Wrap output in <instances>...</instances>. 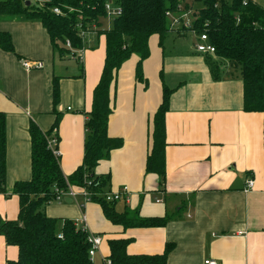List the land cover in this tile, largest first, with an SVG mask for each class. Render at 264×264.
<instances>
[{
  "label": "crops",
  "instance_id": "0c3cea01",
  "mask_svg": "<svg viewBox=\"0 0 264 264\" xmlns=\"http://www.w3.org/2000/svg\"><path fill=\"white\" fill-rule=\"evenodd\" d=\"M264 8L263 3L252 0ZM110 25L105 21L102 29ZM0 32L11 36L14 54L0 50V112L5 115L6 176L0 194V218L15 221L19 200L15 184L31 179L29 127L47 133L56 118L57 150L61 173L69 177L82 163L85 113L91 108L105 59V37L89 32L82 50L60 58L39 21L22 16H0ZM177 35V34H175ZM155 38V41H152ZM149 40L143 63L145 83L135 79L136 56L117 72L111 96L113 112L107 134L123 141L110 159L101 162L97 175H110L107 192L125 188L128 199L118 202V213L137 211L142 218L172 216L161 228L115 226L99 205L63 198L42 207L43 214L62 222L86 217L89 235L102 240L93 264H103L108 242L128 239L127 254L155 256L171 249L166 264H264V123L260 113L243 110L240 78L220 65L214 79L207 56L192 47L166 53L164 39ZM214 59V57L209 56ZM41 62L27 72L21 62ZM59 96L52 101V82ZM163 88L172 91L165 115V186L145 175L152 117L161 103ZM247 180L254 181L245 190ZM151 194V195H149ZM153 195L159 198H153ZM154 199V202L152 200ZM16 247L0 237V264L15 261Z\"/></svg>",
  "mask_w": 264,
  "mask_h": 264
},
{
  "label": "trees",
  "instance_id": "16d2710c",
  "mask_svg": "<svg viewBox=\"0 0 264 264\" xmlns=\"http://www.w3.org/2000/svg\"><path fill=\"white\" fill-rule=\"evenodd\" d=\"M109 1L120 7L121 14L110 20L109 29L103 30L102 23L107 19L105 4ZM25 2L30 5L25 7ZM54 9L59 14H54ZM173 14L187 17L192 14L189 28L183 27L187 17H172ZM0 16H22L39 21L60 58L67 54L73 57L82 50L83 33L94 32L105 37L103 69L92 93L91 108L85 113L81 165L65 177L58 160L47 148V140L53 132L57 137L58 118L47 133L41 132L34 123L29 127L31 179L14 186L13 195L19 200L17 220L0 218V237L18 250L17 259L6 264H93L88 256L86 234L69 220L63 221L58 230V222L43 214L42 207L55 200V189L85 188L91 194L90 203L100 206L105 219L124 229L161 228L172 220L168 215L142 218L137 211L128 209L118 213L117 202L108 203L100 197L107 193L110 175L95 173L101 162L108 161L111 153L123 146L121 139L107 134L113 112L111 91L117 72L134 55L138 58L135 79L145 83L142 66L149 57V40L153 36L162 41L170 32L180 37L191 35L190 31L206 35L208 44L214 48V54L210 55L214 59L205 55L213 78H218L220 65L228 66L230 73L234 72L242 82L243 110L262 114L264 123V8L252 0H0ZM67 43L70 48H66ZM0 50L14 54L8 33L0 32ZM171 93L163 88L161 103L153 114L145 162V175L155 176L159 189L165 186V115ZM58 96L54 78V105ZM5 176V115L0 112V194H5ZM129 243L128 239L109 240V255L103 264H166L170 245H166L161 255L133 256L127 254Z\"/></svg>",
  "mask_w": 264,
  "mask_h": 264
},
{
  "label": "built area",
  "instance_id": "2783aa9c",
  "mask_svg": "<svg viewBox=\"0 0 264 264\" xmlns=\"http://www.w3.org/2000/svg\"><path fill=\"white\" fill-rule=\"evenodd\" d=\"M246 1V0H244ZM105 11L106 16L108 20H113L114 18L118 17L121 14L120 7L116 6L112 1H109L105 4ZM54 14H59V11L57 9L53 10ZM172 16V15H171ZM170 16V17H171ZM187 16H183L185 19ZM186 23L183 24V27L185 29L189 28V22L185 21ZM179 23L175 22V25H178ZM191 35L195 39V43L193 45L194 50L201 54V55H213L214 54V48L210 46L207 42L206 35H196L193 31H190ZM84 37V33L81 35V38ZM67 48H70L69 44H66ZM21 65L23 69L27 72H30L31 70H40L43 68V64L41 62H28V61H22ZM55 132L51 135V137L47 140V148L51 152V155L54 159L59 160L60 153L57 150V144L58 139L56 136H54ZM254 187V181L253 180H247L245 183V190H251ZM55 202H61V200L65 197L70 198L71 200L75 201L76 198L80 197L83 201L82 204H80V208L84 209L85 205L87 203H90L91 201V194L85 189V188H76V187H68L66 190L62 191L59 189H55ZM100 197L110 203V202H126L128 199V192L125 188L120 189L117 192H107L105 194H101ZM78 229L81 230V232L86 234L87 243L89 245L88 250V256L92 260L95 255L98 252V249L101 245V238L99 236L95 235H89L88 232V226H87V220L84 215L80 217L78 222L75 224ZM61 238V235L58 236ZM109 264V262H107ZM204 264H217L214 260H206Z\"/></svg>",
  "mask_w": 264,
  "mask_h": 264
},
{
  "label": "rangeland",
  "instance_id": "374dc122",
  "mask_svg": "<svg viewBox=\"0 0 264 264\" xmlns=\"http://www.w3.org/2000/svg\"><path fill=\"white\" fill-rule=\"evenodd\" d=\"M190 1V0H188ZM258 3L261 2V0H256ZM263 3V2H261ZM172 17H181L183 18V16H180V15H175L173 14ZM186 20L191 23L193 21V18H192V14H189V16L186 18ZM105 23L108 25L111 24V21L110 20H107L105 19ZM164 46L166 48V53H174V52H178V48L176 47H179V48H183L184 50H187L188 48H191L192 47V42H195V39L193 38V36H191L190 34H186L185 37H180V36H177L175 35L174 33H168L167 35L164 36ZM152 41H155V38H152ZM67 48V47H66ZM60 57V56H59ZM68 58V57H72L71 54H67V55H62L61 58ZM106 192H107V188H106ZM151 195V194H149ZM153 198H159L158 196H154L153 195ZM152 198L153 202H154V199ZM83 203V201H81V204ZM122 204L121 203H116V206L117 207H120Z\"/></svg>",
  "mask_w": 264,
  "mask_h": 264
},
{
  "label": "water",
  "instance_id": "95a60500",
  "mask_svg": "<svg viewBox=\"0 0 264 264\" xmlns=\"http://www.w3.org/2000/svg\"><path fill=\"white\" fill-rule=\"evenodd\" d=\"M25 7H28L30 5V2H25Z\"/></svg>",
  "mask_w": 264,
  "mask_h": 264
}]
</instances>
